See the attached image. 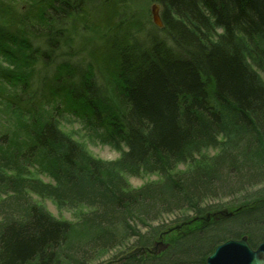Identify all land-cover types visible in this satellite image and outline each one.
Instances as JSON below:
<instances>
[{"label":"trees","instance_id":"obj_1","mask_svg":"<svg viewBox=\"0 0 264 264\" xmlns=\"http://www.w3.org/2000/svg\"><path fill=\"white\" fill-rule=\"evenodd\" d=\"M155 1L163 27L145 33L129 0H0V264L152 250L178 211L164 251L122 264H207L227 239L264 240V193L251 196L264 184V0ZM92 35L89 65L74 61ZM67 116L119 158L91 153ZM151 173L161 180L127 178Z\"/></svg>","mask_w":264,"mask_h":264},{"label":"rangeland","instance_id":"obj_2","mask_svg":"<svg viewBox=\"0 0 264 264\" xmlns=\"http://www.w3.org/2000/svg\"><path fill=\"white\" fill-rule=\"evenodd\" d=\"M130 3V11L129 14L134 15L135 18L140 19L141 23L145 27V33H148L149 30L153 26H157L154 21L153 16V8L155 5L159 7V14L161 13V7L155 0H129ZM153 24V26L151 25ZM158 27V26H157ZM141 37V36H140ZM96 36H88V37H76L74 40L73 47L75 48V51L72 52L74 55L73 60L78 62H85V64L89 65L88 61V53H89V46L92 42L96 40ZM144 38V37H142ZM66 49L57 52L58 58H56V61H67V59H63L61 56L64 54ZM43 60L39 62L38 66L40 68V72L44 70L43 68ZM263 75V74H262ZM264 77V75H263ZM62 126L64 129H66L68 132H70L74 137H76L79 141H81L85 147L93 153L95 156L104 159V160H116L120 156V151L115 149L109 144L100 143L97 141L92 140L89 133L82 127V125L73 117H65V119L62 120ZM218 151L216 149H208L206 150L205 154L209 157H213ZM188 168V165H180L178 167V170H185ZM36 176L40 179L46 181V182H53V180L45 175L36 172ZM127 178L129 179L130 183L134 187H140L146 183L158 181L161 180L162 176L156 173L151 174H142L140 176H133V175H127ZM258 193H264V184L254 187L251 189V196L254 197V195H258ZM33 198L42 203L48 210H50L55 216L59 218H66L69 220H76L75 217V211L73 209L67 208L66 206H62L53 199L49 198H41L37 195H33ZM228 197L220 199V202L228 201ZM185 214H188L186 212H176L171 215H166L163 219L167 223L169 222V226L165 229V233L161 240L157 242V245L155 247H152L154 251H157L158 253H161L164 251L167 247V244L170 242V240L175 237L178 233V231H175L173 229L174 227L178 226L179 223H172L171 220H174L176 218L183 217ZM227 222L225 225L229 224ZM171 224V225H170ZM227 231L231 230L233 227L231 226H225L223 227ZM168 230H172L169 233H166ZM226 231V232H227ZM229 233V232H228ZM227 233V234H228ZM129 245V244H127ZM127 245L118 247L111 251L108 255L100 258V259H94L92 264H106L110 260L117 259L118 257L124 256L126 253L132 251L135 249L136 246L128 247ZM116 256V257H115Z\"/></svg>","mask_w":264,"mask_h":264},{"label":"water","instance_id":"obj_3","mask_svg":"<svg viewBox=\"0 0 264 264\" xmlns=\"http://www.w3.org/2000/svg\"><path fill=\"white\" fill-rule=\"evenodd\" d=\"M153 16L155 24L159 27H163V22L159 14V7L157 5L153 8ZM227 215L230 216L232 213H227ZM145 250L146 249L143 247H137L118 260L121 261L130 256L144 253ZM154 250L149 249L150 252L158 253ZM113 262L114 260H110L106 264H112ZM206 262L207 264H264V240L254 248L251 246L248 236H244L241 239H230L218 245L208 256Z\"/></svg>","mask_w":264,"mask_h":264},{"label":"bare ground","instance_id":"obj_4","mask_svg":"<svg viewBox=\"0 0 264 264\" xmlns=\"http://www.w3.org/2000/svg\"><path fill=\"white\" fill-rule=\"evenodd\" d=\"M223 211L225 212V211H227V210L225 209V210H223ZM220 214H221V213H220ZM196 220H198V219L196 218ZM174 229L177 230V229H178V226L174 227ZM244 236H247V235H244ZM244 236H242V237H244ZM242 237H241V238H242ZM241 238H240V239H241ZM230 239H231V238H230ZM230 239H227V240L223 241L222 243H224V242H226V241H228V240H230ZM233 239H235V238H233ZM222 243H220V244H222ZM168 244H169V243H168ZM168 244H167V245H168ZM220 244H219V245H220ZM132 251H133V250H132ZM130 252H131V251H130ZM145 252H150V251H149V250H145ZM145 252H144V253H145ZM128 253H129V252H128ZM126 254H127V253H126ZM126 254H125V255H126ZM138 255H139V254H138ZM121 257H122V256H121ZM121 257H118L117 259H113L114 262H113L112 264H122L125 260H127V259H124V260H121V261L118 260V259L121 258Z\"/></svg>","mask_w":264,"mask_h":264}]
</instances>
